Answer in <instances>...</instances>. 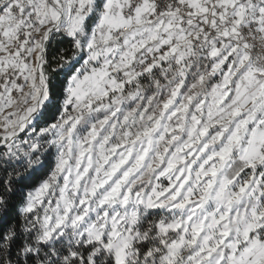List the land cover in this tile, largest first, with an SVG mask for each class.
<instances>
[{
	"label": "snow or ice",
	"instance_id": "6c2138e0",
	"mask_svg": "<svg viewBox=\"0 0 264 264\" xmlns=\"http://www.w3.org/2000/svg\"><path fill=\"white\" fill-rule=\"evenodd\" d=\"M0 264H264V0H0Z\"/></svg>",
	"mask_w": 264,
	"mask_h": 264
}]
</instances>
